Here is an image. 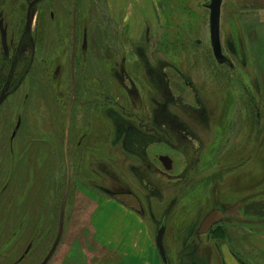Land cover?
Segmentation results:
<instances>
[{"label": "rangeland", "instance_id": "rangeland-1", "mask_svg": "<svg viewBox=\"0 0 264 264\" xmlns=\"http://www.w3.org/2000/svg\"><path fill=\"white\" fill-rule=\"evenodd\" d=\"M33 1L0 4L7 35L6 49L0 38V100L14 73L0 107V264H164L152 216L161 221L173 198L178 205L164 239L170 264H234L229 248L240 264H264L237 242L246 224L264 219V174L257 172L264 168V88L260 94L254 56L245 53L244 61L241 55L246 40L237 7L243 3L222 5L230 69L213 55L211 0H42L27 29ZM153 53L187 71L214 129L228 120L240 124L227 154L206 153L204 181L193 179L181 189L164 183L163 200L138 183L132 172L137 161L116 145L110 117L130 108L115 74L122 66L142 73L137 54ZM138 75L144 94L149 85ZM136 101L132 108L142 115L143 95ZM123 189L140 199L144 214L130 197L115 196ZM216 203L230 217L197 236Z\"/></svg>", "mask_w": 264, "mask_h": 264}, {"label": "flooded vegetation", "instance_id": "flooded-vegetation-1", "mask_svg": "<svg viewBox=\"0 0 264 264\" xmlns=\"http://www.w3.org/2000/svg\"><path fill=\"white\" fill-rule=\"evenodd\" d=\"M3 1L0 0V4ZM0 38L3 48L6 49V24L3 20H0ZM227 47L232 57L236 59L238 54L236 49L230 43H227ZM241 49L244 60L245 46L243 44ZM162 56L157 53L137 54L136 56L138 68L139 70L144 69L142 73L149 85L147 90L144 88V94L139 92V89L137 90L136 83L140 81L138 73L141 75V71H137V69L135 71V66H132L129 72L122 66V70L115 76L127 94L130 103L129 112L126 106H122V109L119 110L121 112L110 113L115 126L116 145H121L127 154L136 159L137 165L133 167L132 172L138 183L151 197L159 200H163L159 187L164 183L168 188L179 185L181 189L194 181L193 179L198 185L199 179L204 181V175L208 168V165H204L208 161L207 157L210 155L212 158L220 159V156L227 154L232 147V137L235 131L234 120L231 124L229 120L223 124L217 123L219 126L216 125L214 129L209 107L204 102L192 78L186 70L178 67L166 56ZM224 63L230 69L235 68L230 59H225ZM132 72L133 74H131ZM13 74L10 76L6 93L0 100V107L10 95L8 91L12 88ZM25 78L26 75L22 81ZM142 90L143 88L140 91ZM243 91L248 103L255 107V102L250 97L249 88L243 86ZM140 95H143L144 102L141 107L142 115L136 113L132 108L133 103L135 105L138 102L136 99H139ZM135 97L137 98L135 99ZM245 103L247 102L245 101ZM218 130L222 133L217 136ZM115 196L130 197L136 203V211L144 214L140 199L132 191L123 189L118 191ZM178 200L176 198L170 200L161 221L152 216L156 228L160 223L165 224L167 231L168 218L174 207L178 205ZM216 207H221V204L216 203ZM243 207L242 211L246 212L247 204ZM221 208L230 217L231 213H228L223 207ZM241 218H247V214Z\"/></svg>", "mask_w": 264, "mask_h": 264}, {"label": "crops", "instance_id": "crops-1", "mask_svg": "<svg viewBox=\"0 0 264 264\" xmlns=\"http://www.w3.org/2000/svg\"><path fill=\"white\" fill-rule=\"evenodd\" d=\"M237 1L243 3L241 6L239 5L237 7V10L239 14L243 15V20H240L244 23L243 33L244 39L246 40V42H244L245 53L248 56L247 58L252 56L255 58V69H257V77L260 85L259 93L261 94V88H264V0ZM257 2H259L260 5H256ZM237 125L240 124L235 122V126ZM236 134L237 133H234L233 135V137L235 136L232 142L233 146H235V141L237 139ZM261 143L264 142L261 141ZM257 172L264 174V168H260ZM248 199L249 198H247V200ZM245 226L248 227L244 229V233L239 234L237 238L238 244L258 253L264 261V219L260 220L258 223L250 222ZM227 255L234 264H240L230 248L227 250Z\"/></svg>", "mask_w": 264, "mask_h": 264}, {"label": "water", "instance_id": "water-1", "mask_svg": "<svg viewBox=\"0 0 264 264\" xmlns=\"http://www.w3.org/2000/svg\"><path fill=\"white\" fill-rule=\"evenodd\" d=\"M40 1L42 0H34L32 3L29 4V8L27 12V29L31 28L32 11ZM222 5H223V0H211L210 5L208 6V9L210 11L209 27H210L211 46L214 57L218 62H223L225 59L223 55L222 42H221ZM228 218H229L228 214L221 207H216L210 214L207 215V217L200 225L197 233L198 236L208 234L215 225L222 223L224 220ZM157 227L158 228L155 235L156 247L163 263L168 264L169 260L164 246L166 226L165 224L160 223L157 225Z\"/></svg>", "mask_w": 264, "mask_h": 264}, {"label": "trees", "instance_id": "trees-1", "mask_svg": "<svg viewBox=\"0 0 264 264\" xmlns=\"http://www.w3.org/2000/svg\"><path fill=\"white\" fill-rule=\"evenodd\" d=\"M39 3H40V2H39ZM39 3H38V4H39Z\"/></svg>", "mask_w": 264, "mask_h": 264}]
</instances>
